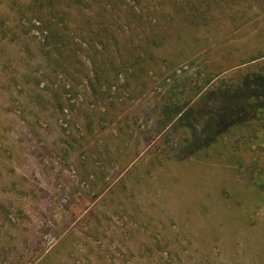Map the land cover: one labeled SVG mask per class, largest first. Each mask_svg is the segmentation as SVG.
<instances>
[{"label":"rangeland","instance_id":"rangeland-1","mask_svg":"<svg viewBox=\"0 0 264 264\" xmlns=\"http://www.w3.org/2000/svg\"><path fill=\"white\" fill-rule=\"evenodd\" d=\"M256 73L264 0H0V264H264V118L176 113Z\"/></svg>","mask_w":264,"mask_h":264},{"label":"trees","instance_id":"trees-1","mask_svg":"<svg viewBox=\"0 0 264 264\" xmlns=\"http://www.w3.org/2000/svg\"><path fill=\"white\" fill-rule=\"evenodd\" d=\"M189 6L191 5L188 3ZM191 12L192 17L200 19L201 10L191 6L189 13ZM176 113L181 114V122L194 118L197 113L202 116L207 115L206 118L214 120H218L221 114L225 115L226 124L216 132L214 131L211 137L214 141L236 126L264 118V75L256 73L247 78L241 86H229L210 91L191 105L183 103L177 107ZM255 179L257 182L263 181L264 173Z\"/></svg>","mask_w":264,"mask_h":264}]
</instances>
